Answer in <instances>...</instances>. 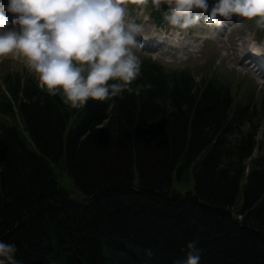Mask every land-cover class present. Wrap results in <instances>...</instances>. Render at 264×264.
Returning <instances> with one entry per match:
<instances>
[{"label":"trees","instance_id":"trees-1","mask_svg":"<svg viewBox=\"0 0 264 264\" xmlns=\"http://www.w3.org/2000/svg\"><path fill=\"white\" fill-rule=\"evenodd\" d=\"M140 60L132 87L151 88L75 109L35 73L2 76L0 241L16 264H182L192 241L199 264H264V107L215 71Z\"/></svg>","mask_w":264,"mask_h":264},{"label":"clouds","instance_id":"clouds-1","mask_svg":"<svg viewBox=\"0 0 264 264\" xmlns=\"http://www.w3.org/2000/svg\"><path fill=\"white\" fill-rule=\"evenodd\" d=\"M149 5L157 11L167 5L163 19L183 30L200 24V15H192L194 9L209 12L207 0H9L4 10L16 14L11 24L19 30L8 29L10 21L0 12V57H25L41 89L52 96L61 92L64 103L74 109L89 98H122L124 92L139 96L151 85L132 87L142 64L133 49L143 47L138 37L144 32L136 16ZM234 14L254 20L264 31V0H217L203 25L220 28L223 21L218 16L231 20ZM248 49L264 54V44L252 42ZM187 248L182 264H199L195 241ZM15 252V245L0 241V264H16ZM147 254H152L150 249Z\"/></svg>","mask_w":264,"mask_h":264},{"label":"rangeland","instance_id":"rangeland-1","mask_svg":"<svg viewBox=\"0 0 264 264\" xmlns=\"http://www.w3.org/2000/svg\"><path fill=\"white\" fill-rule=\"evenodd\" d=\"M4 1L9 2V0ZM214 4V1L209 0V11ZM133 8L134 6L129 5L130 10ZM162 13L163 11H156L149 5L136 16L137 22L144 25V32L138 40L148 42L145 39L151 38L160 43L158 45L147 43L142 48L133 49L139 59L152 58L167 69H188L197 79L211 75L215 71L219 77L231 85L236 95L235 100L251 99L250 103L256 104L258 109L264 107V74L258 70L259 65L264 67V60L257 59L259 62L257 64V61L250 63L251 58H243L247 51H250L248 49L250 43L264 44V31L256 28L254 20L235 18L237 16L235 14L231 20H224L223 17L218 16V19L223 21L222 27L211 28L203 25L209 13L199 11L194 12L195 14L192 12V15H201L200 24L183 30L171 27L163 19ZM132 15H136L134 11ZM13 18V16L8 17L10 24L7 27L8 29L15 27L19 30L18 25L11 24ZM153 30L159 34L155 31L153 33ZM177 33L179 36L176 35ZM205 36L208 37L205 38ZM7 72L35 73L28 65L26 58L17 53L0 57V83L2 76ZM35 75L37 76L36 73ZM259 139L264 140L261 134ZM262 154H264V145L255 149L253 158ZM176 187L182 192L192 188L189 185L178 184Z\"/></svg>","mask_w":264,"mask_h":264},{"label":"bare ground","instance_id":"bare-ground-1","mask_svg":"<svg viewBox=\"0 0 264 264\" xmlns=\"http://www.w3.org/2000/svg\"><path fill=\"white\" fill-rule=\"evenodd\" d=\"M6 1H1L0 0V6L2 5V4H4ZM5 8H2V7H0V12H2L5 16H7V17H10V16H13V17H15V15L16 14H13V13H10V12H7V11H5L4 10ZM201 12V10H199V9H195V10H193V13L195 12V13H197V12ZM210 12V11H209ZM208 12V13H209ZM194 13V14H195ZM203 13H206V12H203ZM232 18H234V15L232 16ZM149 27V26H148ZM154 31L157 33V34H159L156 30H153V33H154ZM174 38H177V36H174ZM146 41H148L149 43H153V44H156V45H158V44H160L156 39H151V38H149V39H146ZM243 44V43H242ZM151 46V45H150ZM184 46V45H183ZM185 46H189V45H185ZM254 55H256V54H254ZM246 57H248V58H251V61H250V63H253L254 61H257V59L258 58H255L254 56H253V53L251 54L250 53V51H247V53L244 55V57L243 58H246ZM243 58L241 59V61L243 60ZM259 60V59H258ZM261 60H264V59H261ZM259 62L257 61V64H258ZM258 70L261 72V73H263L264 74V67H262L261 65H259V68H258Z\"/></svg>","mask_w":264,"mask_h":264}]
</instances>
